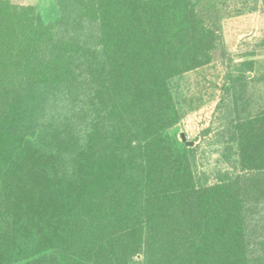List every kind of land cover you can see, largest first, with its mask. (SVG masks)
Here are the masks:
<instances>
[{
    "label": "trees",
    "instance_id": "obj_1",
    "mask_svg": "<svg viewBox=\"0 0 264 264\" xmlns=\"http://www.w3.org/2000/svg\"><path fill=\"white\" fill-rule=\"evenodd\" d=\"M251 1L0 0V264H264V62L220 30ZM217 51L240 174L210 185L178 132Z\"/></svg>",
    "mask_w": 264,
    "mask_h": 264
},
{
    "label": "rangeland",
    "instance_id": "obj_2",
    "mask_svg": "<svg viewBox=\"0 0 264 264\" xmlns=\"http://www.w3.org/2000/svg\"><path fill=\"white\" fill-rule=\"evenodd\" d=\"M10 1L20 7L36 6L47 24L55 17V0ZM237 2L238 0H229L230 11L233 12ZM252 5L253 0L250 3ZM261 5L256 12L232 16L220 22L221 35L227 46L225 55H231L236 62L242 61V55L255 49V59L264 62V50L257 47L264 37V10ZM225 55L217 51L211 65L186 74L181 93L184 98H193L194 106L200 107L184 118L178 136L193 146L197 158V175L201 179H208L210 185L218 183L227 172L240 174V169L237 172L232 165L234 158L230 162L228 160L234 154L231 150L233 142L230 141L227 126L220 119L222 110L218 109L223 93L221 87L229 63Z\"/></svg>",
    "mask_w": 264,
    "mask_h": 264
}]
</instances>
